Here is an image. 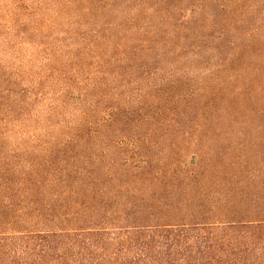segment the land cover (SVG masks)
<instances>
[{
  "label": "trees",
  "instance_id": "16d2710c",
  "mask_svg": "<svg viewBox=\"0 0 264 264\" xmlns=\"http://www.w3.org/2000/svg\"><path fill=\"white\" fill-rule=\"evenodd\" d=\"M95 1L96 8L93 0H50L57 16L80 9L74 24L86 19L95 27L93 38L83 36V48L78 46L90 54L86 90L92 103L71 109L79 115L74 129L30 141L22 134L18 148L10 150L0 134V264H264L261 28L206 29L211 40L167 46L133 37L131 52L129 42H117L109 43V54H104L98 49L108 45L116 30L112 10L118 0ZM225 15L234 11L230 8ZM90 17L97 22L90 23ZM242 17L249 19L250 12ZM134 26L132 22V30ZM237 34L244 38H221ZM189 54L190 63L183 60ZM158 62L164 68L191 66L227 76L213 92L202 94L204 104L187 107L192 95L181 101L185 112L173 108L174 102L165 112L155 106L151 114L132 122V100L104 103L100 75L106 68L118 78L123 73L148 79L159 71ZM158 93L151 99L159 104ZM215 102L241 107L251 120L230 147L219 144L221 124L211 121L216 130L208 137V150L201 151L209 117L223 113L211 108ZM88 113L94 122L85 121ZM166 113L167 123L179 127L181 146L171 141V148L183 152L181 156L158 151L162 130L157 124ZM46 115L61 118L53 105ZM60 125L59 131L65 127Z\"/></svg>",
  "mask_w": 264,
  "mask_h": 264
},
{
  "label": "rangeland",
  "instance_id": "374dc122",
  "mask_svg": "<svg viewBox=\"0 0 264 264\" xmlns=\"http://www.w3.org/2000/svg\"><path fill=\"white\" fill-rule=\"evenodd\" d=\"M92 3L96 8L97 1L93 0ZM51 4L50 0H0V124L4 125L0 134L3 135V142L8 150L18 148L17 142L22 134L25 140L30 141L38 135L45 138L58 137L66 127L67 131L69 127L73 130L79 115L71 109L92 103L86 90L89 86L86 76L92 71V67L88 65L91 63L90 54L83 52L78 46L83 48V36L87 41L93 38L91 31L95 27L86 24V19H82L79 25L74 24L73 17L80 16V9L57 16ZM145 8H151L159 14L146 11ZM230 8L234 15L226 17L225 14ZM40 9L43 10L44 16L39 14ZM141 9L145 11H140ZM112 11L116 30L110 35L107 46L97 48L104 54L117 42H129L131 52L133 37L139 40H159L162 42H156L162 43L163 46L205 42L213 38L206 29L218 32L230 25L241 27L242 30L258 26L264 39V0H118ZM246 11L250 12L249 19L242 17ZM89 19L90 23L98 20L93 17ZM132 22L135 24L134 30ZM151 31L157 34L153 36ZM221 38L235 40L244 37L237 34ZM183 58L190 63L192 55H185ZM155 68L159 71H154V75L148 79L131 78L123 73L122 77L118 78L113 70L106 68L100 75V91L103 92L104 103L125 104L132 100V122L151 114L150 109L155 106L165 112L171 107L169 103L174 102L176 104L173 108L177 107L181 112H185L187 107L204 104L206 100L201 97L202 94L213 92L221 79L225 80L227 76L213 72L205 73L191 66L179 67L177 70L172 67L164 68L159 62ZM232 77L235 75L230 76ZM239 79L240 85H243L244 81L240 77ZM158 90L161 100L159 104L151 99ZM145 92L146 97L139 99ZM191 95L195 97L189 100L190 106L185 109L186 104L181 101L185 102ZM13 100H22L23 103L14 104ZM80 100L83 101L80 103ZM51 105L60 110L61 118L46 115ZM211 108L221 109L223 113L209 117V123L205 124L208 132L200 140L201 151L208 150V137L211 136L212 139L216 130L211 126V121L221 124L219 144L230 147L240 136L237 134L243 125L251 120L241 107H224L222 103L215 102L211 104ZM41 118L44 120L39 124ZM204 118L208 117L204 115ZM18 119L20 122L16 124L15 129L13 125ZM169 119L166 113L157 124L162 130L161 134H157V140L161 141L158 151L164 154L173 150L171 141L178 146H181L182 141L178 138L179 127L167 123ZM21 121L25 124H20ZM85 121L94 122L95 117L88 113ZM197 122L203 124L202 121ZM59 124L65 126L61 131ZM132 134H136L134 128ZM173 151L178 156L183 154L177 149Z\"/></svg>",
  "mask_w": 264,
  "mask_h": 264
}]
</instances>
